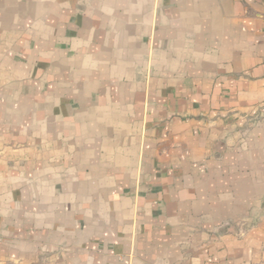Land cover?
<instances>
[{
	"label": "crops",
	"instance_id": "crops-1",
	"mask_svg": "<svg viewBox=\"0 0 264 264\" xmlns=\"http://www.w3.org/2000/svg\"><path fill=\"white\" fill-rule=\"evenodd\" d=\"M0 264H264V0H0Z\"/></svg>",
	"mask_w": 264,
	"mask_h": 264
}]
</instances>
